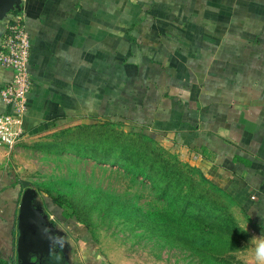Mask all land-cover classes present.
I'll return each instance as SVG.
<instances>
[{
  "label": "crops",
  "instance_id": "0c3cea01",
  "mask_svg": "<svg viewBox=\"0 0 264 264\" xmlns=\"http://www.w3.org/2000/svg\"><path fill=\"white\" fill-rule=\"evenodd\" d=\"M21 5L32 78L26 135L121 120L181 154L264 224V0ZM11 79L0 66V91ZM8 110L0 96V113ZM3 160L0 261L17 264L19 190Z\"/></svg>",
  "mask_w": 264,
  "mask_h": 264
},
{
  "label": "rangeland",
  "instance_id": "374dc122",
  "mask_svg": "<svg viewBox=\"0 0 264 264\" xmlns=\"http://www.w3.org/2000/svg\"><path fill=\"white\" fill-rule=\"evenodd\" d=\"M0 155L18 206L25 180L65 238L68 264H257V220L181 154L121 120L52 127Z\"/></svg>",
  "mask_w": 264,
  "mask_h": 264
},
{
  "label": "built area",
  "instance_id": "2783aa9c",
  "mask_svg": "<svg viewBox=\"0 0 264 264\" xmlns=\"http://www.w3.org/2000/svg\"><path fill=\"white\" fill-rule=\"evenodd\" d=\"M25 18L20 5L19 10L11 11L4 18L0 33V66L12 74L11 81L0 91L2 101L9 107L8 111L0 113V152L7 154L27 136L23 120L32 78L28 69L30 38ZM251 199L256 198L251 196ZM262 203L264 214V194Z\"/></svg>",
  "mask_w": 264,
  "mask_h": 264
},
{
  "label": "water",
  "instance_id": "95a60500",
  "mask_svg": "<svg viewBox=\"0 0 264 264\" xmlns=\"http://www.w3.org/2000/svg\"><path fill=\"white\" fill-rule=\"evenodd\" d=\"M21 0H0V21L8 13L19 10ZM24 188L17 215V264H35L33 258L48 257L54 248L63 246L62 236L45 221L41 207L36 204V192L31 183L19 180ZM252 231L264 236V227L252 225Z\"/></svg>",
  "mask_w": 264,
  "mask_h": 264
},
{
  "label": "flooded vegetation",
  "instance_id": "af4514ba",
  "mask_svg": "<svg viewBox=\"0 0 264 264\" xmlns=\"http://www.w3.org/2000/svg\"><path fill=\"white\" fill-rule=\"evenodd\" d=\"M63 246L60 248H54L53 252L48 257H43L41 260L33 258L35 264H68V257L64 253L65 247V238L62 236Z\"/></svg>",
  "mask_w": 264,
  "mask_h": 264
},
{
  "label": "trees",
  "instance_id": "16d2710c",
  "mask_svg": "<svg viewBox=\"0 0 264 264\" xmlns=\"http://www.w3.org/2000/svg\"><path fill=\"white\" fill-rule=\"evenodd\" d=\"M143 135H145V134H143ZM18 184H20L19 182H18ZM221 189V188H220ZM221 190H224V189H221ZM225 191V190H224ZM225 193H227L226 191H225ZM228 194V193H227ZM230 197L234 200V201H236V199L234 198V197H232L231 195H230ZM237 203V202H236ZM56 205L57 207H59V204H57L55 201H53V200H51V205L49 204V205H47L46 207L47 208H49V211L51 212V213H53V214H55L58 218H61L62 219V217L59 215L60 213H59V211H58V208L57 207H54L53 205ZM239 205L241 206V204L239 203ZM51 206H52V208H51ZM242 207V206H241ZM242 209H243V212H245L246 214H248V212L249 211H246V209L245 208H243L242 207ZM63 216V215H62ZM63 219H65L64 218V216H63ZM256 223V225H260V226H262V227H264V224H261L260 222H255ZM227 224H228V222H227ZM229 226V225H228ZM222 227H224L225 228V226H224V222L223 221H221V224L220 225H217V229H220V228H222ZM225 230V229H224ZM0 264H15V261L13 260V259H10V260H8V261H3V260H1L0 261Z\"/></svg>",
  "mask_w": 264,
  "mask_h": 264
},
{
  "label": "clouds",
  "instance_id": "9594fccd",
  "mask_svg": "<svg viewBox=\"0 0 264 264\" xmlns=\"http://www.w3.org/2000/svg\"><path fill=\"white\" fill-rule=\"evenodd\" d=\"M240 222V219L238 218V223ZM242 228H244V231H247V224H242ZM254 257L257 261V264H264V236H261L254 245Z\"/></svg>",
  "mask_w": 264,
  "mask_h": 264
}]
</instances>
